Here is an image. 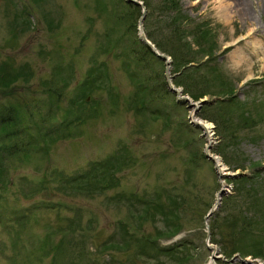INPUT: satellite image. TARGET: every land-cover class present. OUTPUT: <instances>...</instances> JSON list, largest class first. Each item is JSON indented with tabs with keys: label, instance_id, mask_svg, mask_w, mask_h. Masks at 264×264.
I'll list each match as a JSON object with an SVG mask.
<instances>
[{
	"label": "rangeland",
	"instance_id": "374dc122",
	"mask_svg": "<svg viewBox=\"0 0 264 264\" xmlns=\"http://www.w3.org/2000/svg\"><path fill=\"white\" fill-rule=\"evenodd\" d=\"M162 4L0 0V108H14L0 130V264H172L157 248L176 242L175 264H264L244 257L264 253V29L233 45L251 33L242 12L174 0L194 59L178 77L139 44L169 26ZM116 158L102 193L68 186Z\"/></svg>",
	"mask_w": 264,
	"mask_h": 264
},
{
	"label": "trees",
	"instance_id": "16d2710c",
	"mask_svg": "<svg viewBox=\"0 0 264 264\" xmlns=\"http://www.w3.org/2000/svg\"><path fill=\"white\" fill-rule=\"evenodd\" d=\"M162 1H163V4L160 5L159 9L163 12L164 17L168 16L167 20H168L169 26L167 27V25H165V27H163L164 30L161 29V33H163V36L160 37V40H158L156 36L154 37L153 34L150 33L148 30L146 34H147L148 39L151 41L152 44L156 46L159 52L163 54H167L171 57L172 59L171 62L173 64H176L175 74L178 76V75H181L185 71L183 68L186 69L191 63L194 62V59L191 57V53L187 52L185 48V44L182 43L181 40L177 39V36L180 35V33L177 32V29H175L173 26L176 23V21L180 19L181 14L176 8V6L173 8L172 5H173L174 0H162ZM146 3H147V6L150 7L149 2H146ZM145 22H146V19L144 20V23ZM139 44L142 46V48H144L142 49L143 53H146V54L149 53V54L155 55L154 52L152 51L151 46H149V44H146V43L143 44L141 41L139 42ZM140 59L141 60L143 59L142 55H140ZM95 80L96 79H94L92 82L90 80H87L83 82V84L80 86V88L84 91L82 98L80 100H82L83 98L89 97V93H87V91L88 90L91 91V89L93 88L91 84L92 83L95 84ZM144 82L142 83V85H144ZM162 83H163V85H161L162 87H155L154 89H152L153 94H157L159 91L164 90L166 83L165 82H162ZM174 84L177 85L178 87L183 86L184 91L188 95H190L188 91V86L184 82H182V80L175 79ZM1 86L2 85H0V88ZM229 93L227 94L232 95L233 91H230ZM204 95L206 94L202 92L200 94H197V95L194 94L192 96H196L194 97V99L199 101L202 97H204ZM236 103L237 102L235 101V98H233V100L231 101L229 105L231 107L233 104H236ZM13 111H14V108L12 107V104H9V103L7 106H3L0 108V130H3L4 134H5V131L8 132V128H6V126H8L11 123L10 121L12 120V117H13L11 113ZM204 118L208 119L207 117H204ZM246 119L248 118L246 117ZM249 119H252V118H249ZM212 121L216 123L215 120H212ZM65 124L66 125H64L63 129L66 132H63L64 135L62 137H71V134L67 133V131L70 130L69 128L71 127V124L70 123H65ZM1 148L2 147L0 145V150ZM14 152L17 153L16 150H14ZM0 162H1V158H0ZM122 165L123 163H120V161L117 160V158H116V162H111V163L109 162L107 166H104L105 168H102L101 164L97 162L96 164L90 165L84 172L78 173L76 176L74 175L71 178V182L68 183V186L71 188L73 192H78L83 195H98L99 193H102L105 189H107L111 181H115L114 179L115 177L113 178V176H115V173L118 172V171L115 172V169H118L120 171ZM145 206L146 204H143V207H144L143 209H145V215H146L149 211V208L148 207L145 208ZM178 244L180 243L176 242L174 245L170 247H164L160 249L157 248L159 250L158 253L164 254V255L167 254L170 257V260H172V264H175L176 260L174 257L178 255L179 252L181 251V249L178 248L179 247ZM221 253L223 255H226L225 251ZM250 255H253V257L255 258L264 257V253L256 254L253 252L245 253L244 257H248ZM227 257L228 256H225V258Z\"/></svg>",
	"mask_w": 264,
	"mask_h": 264
},
{
	"label": "bare ground",
	"instance_id": "6f19581e",
	"mask_svg": "<svg viewBox=\"0 0 264 264\" xmlns=\"http://www.w3.org/2000/svg\"><path fill=\"white\" fill-rule=\"evenodd\" d=\"M207 1V0H206ZM213 1H215V2H217V4H218V8L220 9V10H218V15H220V16H222V17H226L227 18V16L229 15V9L230 8H233V9H238L240 12H242L243 13V15H244V17H245V19L247 20V26L248 27H251L250 28V36L249 37H245V39H244V37H241L239 40H237L233 45H238L239 43H240V45L241 44H245L246 45V47H248V40L246 41V38H251V36H258V37H261V36H259L257 33H258V31L260 30V29H264V25H261V26H259V25H257L255 22H254V20H255V18H253V16H252V14L250 13V9H251V6H252V3H253V0H230V2L228 1V0H213ZM258 1V5H257V7H258V9H259V11H258V13H262L263 15H264V0H263V3H261L262 2V0H257ZM143 2H144V0H143ZM254 4H255V2H254ZM253 7V6H252ZM254 10H256L255 8H254ZM142 19V21H141V23L142 22H144V19H145V17L144 18H141ZM249 22V23H248ZM141 29V28H140ZM145 35H144V43H146V44H149V46H151L152 47V49H154L155 51L157 50V51H159L152 43H151V41L148 39V37L146 36L147 34L146 33H144ZM242 61H246V59H244L243 57L242 58H236L235 60H234V63H235V65H240L241 63H242ZM246 63H247V61H246ZM250 81V80H249ZM247 83V82H246ZM249 83H251V81L249 82ZM220 196H221V193L219 194V196H218V198H217V200L220 198ZM213 262L211 261L210 262V264H212Z\"/></svg>",
	"mask_w": 264,
	"mask_h": 264
},
{
	"label": "water",
	"instance_id": "95a60500",
	"mask_svg": "<svg viewBox=\"0 0 264 264\" xmlns=\"http://www.w3.org/2000/svg\"><path fill=\"white\" fill-rule=\"evenodd\" d=\"M137 2V1H136ZM140 3V2H139ZM142 21V20H141ZM140 21V22H141ZM143 38V41H144V37H142ZM154 53H155V55H158V57H160V58H162V59H166V56L165 55H163V54H160L157 50L155 51L154 50ZM174 91H176L175 89H173ZM219 203L220 202H218L217 204H216V207L219 205ZM216 207L213 209V210H211V213L209 214V215H211L212 213H214V211L216 210ZM210 248H211V246H209ZM220 256H218V257H213L214 259H218Z\"/></svg>",
	"mask_w": 264,
	"mask_h": 264
}]
</instances>
